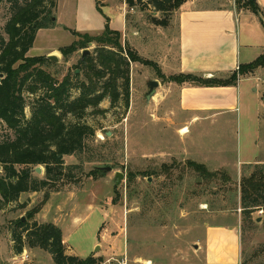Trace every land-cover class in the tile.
I'll list each match as a JSON object with an SVG mask.
<instances>
[{"label":"rangeland","instance_id":"374dc122","mask_svg":"<svg viewBox=\"0 0 264 264\" xmlns=\"http://www.w3.org/2000/svg\"><path fill=\"white\" fill-rule=\"evenodd\" d=\"M110 1L118 5L125 16V31L121 34L123 48L131 49L154 66L131 63L128 107L120 102L111 109L110 102L105 101L101 107L110 109L105 115L89 111L84 122L96 130V137L90 141L84 159L93 157L94 160L86 162L82 172L73 170L72 179L60 181L48 191L25 193L17 202L0 205V264H55L53 257L41 249L26 246L21 254L16 253L13 233L19 231L20 220L29 224L36 221L58 225L68 245L80 258H88L93 253L99 257L112 255L110 263L101 264H117L124 257L129 264H264V214L255 211L250 219H245L240 190L242 178L253 172L242 169L241 162L247 156L264 160V69L261 81L255 76L243 83V100L250 104L252 113L259 107L260 118L250 120L244 115L224 127L209 125L212 121L191 123L187 125L188 132L164 118L165 103L148 98L150 82L160 84L156 91L164 85L158 76V70L162 72L160 63L167 64L176 56L177 17L182 7L162 12L155 9L151 0L137 1L134 8H130L126 0ZM235 1L187 0V3L223 8L235 5ZM55 2L54 15L56 13L55 17L63 25L51 31L39 30L27 57L47 58L44 55L48 51L68 47L77 40L65 29V26L77 28V0ZM12 17L10 4L3 1L0 4V49L1 41L9 39L6 27ZM101 36L90 35L91 38ZM104 46L91 42L69 59L59 51L53 55L58 63L45 70L56 75L60 82L68 75L74 82H81L84 79L82 61L96 56L97 49ZM85 50L90 54L83 56ZM78 95L75 89L73 97ZM25 96L30 103L32 97L27 93ZM245 109L241 105L239 114L245 113ZM25 113L29 119L30 106ZM237 116L234 112L216 121L233 120ZM256 128L260 136L253 141L254 146L248 135ZM11 137V132L0 121V142ZM192 150L205 156L201 160L208 158L210 165L217 162L224 165L223 171L231 181L222 178L210 181L202 177L188 165L190 159L197 157L196 153L194 157L187 155ZM64 161L66 167L81 164L77 156H66ZM0 167V174H4ZM106 167H111L112 171L99 170ZM117 173L124 176L121 182ZM34 176L44 178L45 168L42 174L34 171ZM46 193L50 194L49 200L35 218L29 220V212L44 202ZM213 226L229 229L209 238L207 229ZM97 247L101 250L96 251Z\"/></svg>","mask_w":264,"mask_h":264},{"label":"trees","instance_id":"16d2710c","mask_svg":"<svg viewBox=\"0 0 264 264\" xmlns=\"http://www.w3.org/2000/svg\"><path fill=\"white\" fill-rule=\"evenodd\" d=\"M7 1L13 17L6 27L8 41H1L0 49V121L11 132L12 137L0 142V205L6 206L17 202L22 194L38 193L54 188L60 181L72 179L73 170L82 172L84 159L89 143L96 137V130L84 122L89 111L94 115H105L110 109L101 105L108 101L111 109L123 102L125 107L130 103L131 63L153 64L143 61L131 49H124L121 44V33L112 30L106 18L105 29L99 38L82 35L76 31L77 38L70 46L59 51L65 59L74 53L87 48L91 42H98L104 47L98 48L96 56L86 57L81 65L84 70L83 81L68 75L62 82L56 75L45 70L56 63L45 57H27L33 48L37 32L56 27L54 10L56 0H0ZM137 1L126 0L130 8ZM187 0H151L157 11L180 9ZM238 10L255 13L264 27V11L257 0H236ZM264 68V54L249 64L241 65L226 78H204L193 74H181L167 78L158 70V76L164 82L193 84L204 87H226L236 85L245 77ZM76 78H78L76 76ZM79 91L73 97L74 90ZM32 97L27 102L25 94ZM31 107V116L26 117V107ZM77 156L81 164L65 166L64 157ZM101 157V154H99ZM98 156V157H99ZM202 177L207 180L222 178L231 181L230 176L222 172H211L206 166L188 162ZM38 166L45 168V177L34 176ZM241 206L245 219L251 214L264 209V166H255L248 177H243L240 184ZM50 194H45L44 202L28 214L33 220ZM19 231L13 233L17 243L15 251L21 254L25 247L41 249L49 253L55 264H101L103 258H80L68 255L64 245L62 229L53 223L32 224L19 221Z\"/></svg>","mask_w":264,"mask_h":264},{"label":"crops","instance_id":"0c3cea01","mask_svg":"<svg viewBox=\"0 0 264 264\" xmlns=\"http://www.w3.org/2000/svg\"><path fill=\"white\" fill-rule=\"evenodd\" d=\"M257 2L264 11V0H257ZM77 3V28L74 30L64 25L66 30H70L71 33L76 31L82 35H100L105 29L106 18H108L112 30L124 33L125 16L118 5H113L110 0H77ZM55 19L56 28L46 29L47 31L58 29L63 25L58 17ZM177 29L176 56L167 64L160 63L162 74L167 78L181 74H193L204 78L218 76H221L218 78H226L237 71L241 65L252 63L264 54V27L259 17L252 11L238 10L235 5L208 8L192 6L191 3L186 2L178 13ZM60 49L50 50L44 56L54 55ZM263 69H258L254 74L240 79L236 85L226 87H204L189 83L164 82V85L161 84L159 91H155L152 97L155 100L158 99L159 103L166 104L167 112L164 116L166 120L173 121L174 125L187 129L188 132L187 125L191 123L212 121L209 125L217 126L219 124L224 127V125L232 124L233 121L240 120L244 115L250 120L252 117L258 119L260 118L259 107H256L252 113L250 104L247 100H243V83L255 76L261 81ZM241 105L242 109L246 107L243 114H239ZM234 112H237L238 116L233 120L216 121L218 118L227 117ZM179 116L182 117L178 118ZM248 136L252 142L256 141L260 136L259 129H254L253 133H249ZM252 144L255 146L256 142ZM195 153L197 157L195 160L190 159L192 162L206 166L211 172L224 170V165L219 162L210 165L207 163L208 158L201 160L205 156L200 154V157L196 151L192 150L187 155L194 157ZM241 163L242 169L247 168L250 173L255 166H264V160L257 161L251 156H247ZM227 229L229 228L223 226L208 227L207 234L211 238L219 231ZM63 236L66 253L77 256L68 245L64 232ZM97 246L100 244L97 243ZM210 246L209 241L208 251ZM108 252L110 251L107 250ZM92 256L103 258L106 262L112 260V255L99 257L93 253Z\"/></svg>","mask_w":264,"mask_h":264},{"label":"water","instance_id":"95a60500","mask_svg":"<svg viewBox=\"0 0 264 264\" xmlns=\"http://www.w3.org/2000/svg\"><path fill=\"white\" fill-rule=\"evenodd\" d=\"M90 54V51L89 50H85L83 52V56H86V55H89ZM47 59L50 60L51 62L53 63H58V58L56 56H53V55H50V56H47ZM159 87V83L157 81H153V82H150L149 84V88L151 90V93H150V96L148 97L149 99L154 96L155 94V91L156 89ZM108 136H110V133H108ZM0 170H1V167H0ZM99 170H101L102 172H109V171H112V168L111 167H106V168H99ZM35 173L37 174H42L43 173V167L42 166H38L37 168H35ZM116 177L118 178L119 182L122 181L123 179V175H121L120 173H117L116 174ZM201 180H198V182H200ZM99 247H97V250L96 251H99Z\"/></svg>","mask_w":264,"mask_h":264},{"label":"built area","instance_id":"2783aa9c","mask_svg":"<svg viewBox=\"0 0 264 264\" xmlns=\"http://www.w3.org/2000/svg\"><path fill=\"white\" fill-rule=\"evenodd\" d=\"M237 70H239V67L237 68ZM258 214L262 215L264 214V209H260L258 210ZM111 260L107 261V263H110ZM117 264H129L128 259L126 257H124L122 260L118 261Z\"/></svg>","mask_w":264,"mask_h":264}]
</instances>
